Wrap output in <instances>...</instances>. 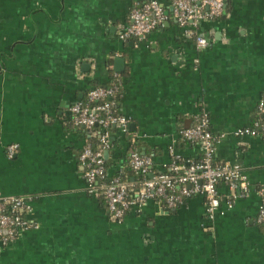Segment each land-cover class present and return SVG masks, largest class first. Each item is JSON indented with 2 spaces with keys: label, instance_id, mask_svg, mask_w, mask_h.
<instances>
[{
  "label": "crops",
  "instance_id": "crops-1",
  "mask_svg": "<svg viewBox=\"0 0 264 264\" xmlns=\"http://www.w3.org/2000/svg\"><path fill=\"white\" fill-rule=\"evenodd\" d=\"M148 1L165 21L143 41H121L132 9ZM223 1V15L198 27L208 43L199 49L165 0H0V197L23 198L32 226L0 241V264H264V139L239 135L264 101V0ZM111 81L127 127L110 133L108 179L130 148L153 176L199 162L201 149L179 132L205 117L214 163L238 164L247 195L231 198L221 184L211 217L197 195L175 210L148 201L114 221L78 162L99 131L75 128L69 114Z\"/></svg>",
  "mask_w": 264,
  "mask_h": 264
},
{
  "label": "built area",
  "instance_id": "built-area-1",
  "mask_svg": "<svg viewBox=\"0 0 264 264\" xmlns=\"http://www.w3.org/2000/svg\"><path fill=\"white\" fill-rule=\"evenodd\" d=\"M172 11L176 24L186 30V34L195 39L199 49L208 46L207 41L197 30L202 22L220 18L224 12L223 0H165ZM130 24L119 33L121 41L145 40L164 21L163 6L156 1H148L130 12ZM116 86L91 89L84 102H78L69 108L71 123L75 128L91 132L97 129L98 149L87 144L79 154L78 162L84 169L83 177L88 193L102 195L108 215L121 222L131 207L143 206L148 201H158L169 210H175L185 200L200 195L205 199L206 213L211 217L219 209L221 197L218 187L223 184L230 197L235 193L243 196L248 193L246 179L238 164L218 165L214 163L215 138L207 127V119L201 117L194 126L183 128L179 134L184 142L199 146L202 159L199 162H173L164 174L153 176L151 160L137 152L129 154V167L140 174L142 181L137 190H132L114 177L106 183L104 152L109 148L110 133L116 130L126 133L127 121L116 109ZM260 122L252 130L239 135L256 136L255 130L264 138V101L258 105ZM17 147L7 148L6 155L13 158ZM28 206L23 198L3 199L0 197V241L4 244L16 239L22 231L32 226L25 221ZM264 225V205L261 206L256 220Z\"/></svg>",
  "mask_w": 264,
  "mask_h": 264
},
{
  "label": "trees",
  "instance_id": "trees-1",
  "mask_svg": "<svg viewBox=\"0 0 264 264\" xmlns=\"http://www.w3.org/2000/svg\"><path fill=\"white\" fill-rule=\"evenodd\" d=\"M115 81H111V83L107 86H104L105 88H109L111 87L112 85H115L114 84ZM259 118V117H258ZM260 119V118H259ZM258 119L257 121V124L260 122V120ZM195 123L192 125L194 126ZM190 126V127H192ZM190 127H187V128H190ZM77 129H80V128H77ZM255 133L257 134V136H260L261 138H263L260 134H259V131L258 130H255ZM264 139V138H263ZM90 146L93 148V149H98L100 144L99 142L97 141L96 138H91L90 141ZM188 143V142H187ZM191 144V143H190ZM132 147V146H131ZM132 152H136V150L134 148H130V153ZM128 161H129V158L127 159V162H126V166H125V169L123 170V172L120 173V175L118 174L117 178L120 179V181L128 186H131V189L132 190H137L138 188V184L142 181V177L140 176V174H136L135 172L132 171V169L129 167V164H128ZM105 169H106V163H105ZM114 178V177H113ZM112 178L108 179L106 177V183H108ZM131 179H133V181L131 182ZM98 199H100L103 204L105 205V202H104V199H103V196L100 194L97 196Z\"/></svg>",
  "mask_w": 264,
  "mask_h": 264
},
{
  "label": "water",
  "instance_id": "water-1",
  "mask_svg": "<svg viewBox=\"0 0 264 264\" xmlns=\"http://www.w3.org/2000/svg\"><path fill=\"white\" fill-rule=\"evenodd\" d=\"M116 65L118 66V65H121V63H122V60L121 59H117L116 61ZM117 69V71H119V69H118V67H116Z\"/></svg>",
  "mask_w": 264,
  "mask_h": 264
}]
</instances>
